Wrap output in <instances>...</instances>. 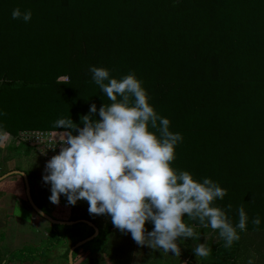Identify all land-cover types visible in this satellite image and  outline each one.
<instances>
[{
	"label": "trees",
	"instance_id": "obj_1",
	"mask_svg": "<svg viewBox=\"0 0 264 264\" xmlns=\"http://www.w3.org/2000/svg\"><path fill=\"white\" fill-rule=\"evenodd\" d=\"M16 8L31 10V20L13 19ZM93 66L118 80L135 74L170 131L183 137L172 166L226 189L214 206L231 204L234 225L241 206L249 218L231 249L223 248L218 230L186 220L201 238L179 242L177 257L197 258L193 248L206 243L212 249L207 264H237L247 245L264 259V0H0L2 133L16 139L24 132H63L54 127L62 118L83 127L92 104L98 119L110 102L92 80ZM7 149L24 156L34 151L19 142ZM26 173L33 184L35 174ZM83 201L56 218L87 220L100 230L75 257L83 249L94 254L117 229L111 216L90 214ZM257 216L258 230L252 224ZM83 226L51 225L45 244L16 251L5 264H49L60 247H67L68 262L71 238L94 234L86 226L90 234L83 237Z\"/></svg>",
	"mask_w": 264,
	"mask_h": 264
},
{
	"label": "clouds",
	"instance_id": "obj_2",
	"mask_svg": "<svg viewBox=\"0 0 264 264\" xmlns=\"http://www.w3.org/2000/svg\"><path fill=\"white\" fill-rule=\"evenodd\" d=\"M12 18L28 22L32 12L16 8ZM89 71L110 103L99 109L98 119L97 106L92 104L89 114L81 117L83 127L72 118L54 123L56 129L65 131L59 136L63 146L47 162L43 176L51 185L50 201L58 205L62 194L71 205L85 200L90 214L111 216L112 224L130 233L138 245L163 255L181 256L179 242L200 240V233L186 220L218 230L223 248L231 249L240 241L239 233L247 230L249 218L243 206L234 225L227 214L231 204L226 210L214 206L226 196V189L208 178L198 182L188 171L172 166L183 137L170 131L169 119L150 104L143 82L135 74L118 80L103 67L93 66ZM7 140L6 133L0 134V147ZM148 222L154 225L152 231L145 228ZM252 224L258 230L260 218H254ZM193 251L199 260L208 258L212 249L199 243ZM247 264H255L254 259Z\"/></svg>",
	"mask_w": 264,
	"mask_h": 264
},
{
	"label": "rangeland",
	"instance_id": "obj_3",
	"mask_svg": "<svg viewBox=\"0 0 264 264\" xmlns=\"http://www.w3.org/2000/svg\"><path fill=\"white\" fill-rule=\"evenodd\" d=\"M0 134L4 133L0 131ZM18 142H20L18 138L14 139L8 135V140L5 142L4 146H7V148L9 146H16L18 145ZM5 156H7V154H5ZM18 159L20 160H15L11 163H9L10 161L8 163L4 161V166H6L5 168L2 167L0 174L2 173L3 176L11 171H15L16 168H19L20 171L26 172V170H22V168H24L27 169L28 172L35 174L32 183L34 181L35 185L38 186V190L40 192L39 200L42 202L41 205L45 207L47 212L53 215L55 219H64L67 217L66 214H69L71 209V204L68 203L67 198L62 194L60 197V203L58 205L53 204L49 199L51 196V185L43 181V176L47 174L45 172L47 162L43 160L42 157H40V155L35 151H32V153L28 156H18ZM33 199L36 201L34 192ZM81 201L82 200H80L79 203H81ZM82 203H86L85 200ZM109 222L110 219H105V223ZM86 226H83L85 230L83 237H87L90 234V229ZM63 239H65V237H63ZM47 240L48 239H46L42 244H45ZM81 240V238H71L73 245ZM258 241L259 240L256 242ZM61 242L63 243L65 240H62ZM87 248L90 247L88 246ZM87 250L88 249H83L82 251L78 252L75 259L76 264H81L82 262H85V264H207L209 262V259L204 261L203 257L199 258V260L198 258L184 260L175 256L174 253L163 255L160 250H153L147 245H138L132 239L130 233L125 234L119 229L114 230L108 240L94 254L86 252ZM66 251L67 247L58 248V252H55L51 255V262L49 264H55V262L56 264H68L66 260ZM58 255L63 258H61V261L57 259ZM250 258L254 259L255 264H264V259H261L258 255V252L249 245L242 247L237 264H247V261Z\"/></svg>",
	"mask_w": 264,
	"mask_h": 264
},
{
	"label": "crops",
	"instance_id": "obj_4",
	"mask_svg": "<svg viewBox=\"0 0 264 264\" xmlns=\"http://www.w3.org/2000/svg\"><path fill=\"white\" fill-rule=\"evenodd\" d=\"M6 150V151H5ZM7 146L0 147V167L4 166V161L11 163L22 156L21 152H10ZM7 154V156H5ZM7 157V158H5ZM13 158V159H12ZM22 170H26L22 168ZM32 196L35 193L36 203L42 207L39 200L38 186L31 185ZM51 224L43 217L35 213L27 203L26 187L21 176H11L0 182V256L1 263L14 252L26 247H40L48 239V229ZM58 252V249L54 251ZM59 255L57 259L61 261ZM63 259V258H62ZM63 261V260H62ZM12 264H43L41 262L27 261L24 263L14 262ZM56 264V262H55ZM61 264V263H57Z\"/></svg>",
	"mask_w": 264,
	"mask_h": 264
},
{
	"label": "water",
	"instance_id": "obj_5",
	"mask_svg": "<svg viewBox=\"0 0 264 264\" xmlns=\"http://www.w3.org/2000/svg\"><path fill=\"white\" fill-rule=\"evenodd\" d=\"M14 175H19L21 177H23L24 179V182H25V186H26V195H27V199H28V202L30 204V206L33 208V210L39 214L41 217H43L45 220H47L48 222H50L52 225H60V226H74V225H77V224H86L87 226H89L90 228H93L94 229V234L79 242L78 244H76L75 246H73L69 252V264H75L74 263V257H73V254H74V251L77 249V248H80L81 246L93 241L94 239H96L99 234H100V230L99 228L94 225L92 222L90 221H87V220H81V221H60V220H56L54 218H52L51 216H49L48 214H46L44 211H42L38 206L37 204L35 203V201L33 200V197H32V194H31V185H30V181H29V177L27 175L26 172H23V171H18V170H15V171H11L3 176L0 177V182H2L3 180L11 177V176H14ZM101 257V256H100Z\"/></svg>",
	"mask_w": 264,
	"mask_h": 264
},
{
	"label": "built area",
	"instance_id": "obj_6",
	"mask_svg": "<svg viewBox=\"0 0 264 264\" xmlns=\"http://www.w3.org/2000/svg\"><path fill=\"white\" fill-rule=\"evenodd\" d=\"M59 136L60 132L31 131L21 133L17 138L19 143L33 147L34 151L48 162L54 155L59 154L63 146L59 141Z\"/></svg>",
	"mask_w": 264,
	"mask_h": 264
},
{
	"label": "flooded vegetation",
	"instance_id": "obj_7",
	"mask_svg": "<svg viewBox=\"0 0 264 264\" xmlns=\"http://www.w3.org/2000/svg\"><path fill=\"white\" fill-rule=\"evenodd\" d=\"M18 171H20V170H18ZM14 176H19V175H14ZM23 178V177H22ZM30 181V180H29ZM34 184V183H33ZM33 184H31L30 183V185H33ZM26 187V186H25ZM32 188V187H31ZM31 194H32V189H31ZM33 197V196H32ZM34 200V199H33ZM35 201V200H34ZM27 203L29 204V202H28V199H27ZM36 203V202H35ZM37 204V203H36ZM29 206H30V204H29ZM42 211H44L46 214H48L49 216H50V213L49 212H47V209L45 208V209H43V208H41V206L40 205H37ZM43 207V206H42ZM30 208H32L31 206H30ZM32 210H33V208H32ZM34 211V210H33ZM35 212V211H34ZM36 213V212H35ZM39 215V214H38ZM40 216V215H39ZM53 218V217H52ZM50 223V222H49ZM51 224V223H50ZM52 225V224H51ZM87 238H89V237H87ZM86 238V239H87ZM85 240V239H84ZM81 241H83V240H81ZM81 241H79V242H81ZM79 242H77V243H75L73 246H75L76 244H78ZM86 245V244H85ZM72 246V247H73ZM84 246V245H83ZM83 246H81V247H83ZM80 247V248H81ZM80 248H77L76 250H78V249H80ZM71 250V249H70ZM75 250V251H76ZM75 251H74V254H75ZM80 251H82V250H80ZM79 251V252H80ZM70 252V251H69ZM86 252H88V251H86ZM90 253V252H89ZM74 254H73V257H74V263H75V259H76V257L74 256ZM78 254V253H77ZM77 254H76V256H77ZM102 257V256H101ZM68 262H69V254H68ZM69 264V263H68ZM76 264V263H75Z\"/></svg>",
	"mask_w": 264,
	"mask_h": 264
}]
</instances>
